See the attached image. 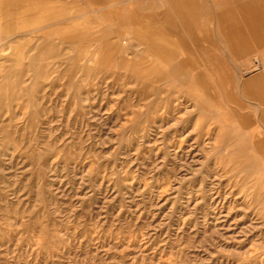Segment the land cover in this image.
<instances>
[{"label": "rangeland", "instance_id": "1", "mask_svg": "<svg viewBox=\"0 0 264 264\" xmlns=\"http://www.w3.org/2000/svg\"><path fill=\"white\" fill-rule=\"evenodd\" d=\"M230 1L0 0V264H264V0Z\"/></svg>", "mask_w": 264, "mask_h": 264}, {"label": "crops", "instance_id": "2", "mask_svg": "<svg viewBox=\"0 0 264 264\" xmlns=\"http://www.w3.org/2000/svg\"><path fill=\"white\" fill-rule=\"evenodd\" d=\"M167 4L170 6V3L172 5V10L175 13H178V11H180V9H178L180 6V4H183L184 2L188 1V0H166ZM179 2V3H177ZM178 5V7H176ZM228 7L226 9V11L224 13H231L232 15H235V13L239 10H246L249 11L250 9H253L256 13H260V6L258 4L253 3L250 0H231L230 2L227 3ZM257 8V9H256ZM168 11H170V9H168ZM181 11H184L188 14H190V11H188L187 9L183 10L181 9ZM195 14V13H193ZM223 14V13H222ZM254 17L251 19L253 26L252 28H250L249 30H247L246 32L244 30H239V32L234 33L233 36L234 37H239V39H244L246 37L251 36L254 41L251 43L254 46L258 47V52L259 53H263L264 54V16L262 17L260 14H256L253 15ZM239 45L244 46L243 43H241L240 41H238ZM218 61L216 58H214V61ZM254 62H258L260 63V67L264 68V59L261 57H254L253 58ZM223 70V69H222Z\"/></svg>", "mask_w": 264, "mask_h": 264}, {"label": "bare ground", "instance_id": "3", "mask_svg": "<svg viewBox=\"0 0 264 264\" xmlns=\"http://www.w3.org/2000/svg\"><path fill=\"white\" fill-rule=\"evenodd\" d=\"M177 3H179V2H177ZM185 4H186V3H185ZM183 5H184V4H183ZM176 7H178V5H177ZM178 9H179V8H178ZM181 9H182V8H181ZM184 9H185V7H184ZM177 12L179 13L181 19H183L184 22H187V21H188V22L190 23V25L187 24L188 22L186 23V25L188 26V28H191V29H193V27H194V28H198L196 25H194V24H192V23L190 22V20H191V19H190V16L187 17V16L190 15V14H188V13H186V12H184V11H181V10H180V11L177 10ZM201 33H202V32H201ZM211 61H213V60H211ZM197 74L199 75V73H197ZM197 74H196V75H197ZM198 75H197V77H200V78H201V75H200V76H198ZM204 76H205V75H204ZM204 76H203V77H204ZM203 77H202V78H203ZM194 78H195V77H194ZM200 78H197V79H199V81H200ZM202 78H201V79H202ZM202 86H203V85H202Z\"/></svg>", "mask_w": 264, "mask_h": 264}]
</instances>
